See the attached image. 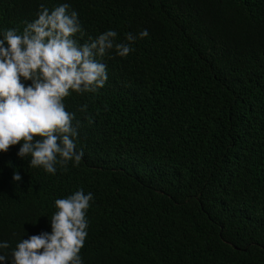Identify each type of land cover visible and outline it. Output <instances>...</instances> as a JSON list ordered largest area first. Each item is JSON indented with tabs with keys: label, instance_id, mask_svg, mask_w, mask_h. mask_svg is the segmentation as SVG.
Here are the masks:
<instances>
[{
	"label": "trees",
	"instance_id": "1",
	"mask_svg": "<svg viewBox=\"0 0 264 264\" xmlns=\"http://www.w3.org/2000/svg\"><path fill=\"white\" fill-rule=\"evenodd\" d=\"M62 4L79 45L149 35L97 57L102 88L63 99L79 164L49 174L19 143L0 152V264L81 189L82 264H264V0H0V40Z\"/></svg>",
	"mask_w": 264,
	"mask_h": 264
},
{
	"label": "clouds",
	"instance_id": "2",
	"mask_svg": "<svg viewBox=\"0 0 264 264\" xmlns=\"http://www.w3.org/2000/svg\"><path fill=\"white\" fill-rule=\"evenodd\" d=\"M68 9V4H62L49 12L42 6L22 34L9 29L0 40V152L19 143L17 156H30L31 167H42L49 174H55L57 164H79L83 157L82 150L75 151L77 127L63 99L70 90L95 93L102 88L107 69L97 57L113 49L126 57L137 38L149 35L146 29L138 37L127 33L126 42L116 43L117 32L108 30L79 45L72 38L81 31L78 14ZM21 78L31 84L26 87ZM12 179L20 181L21 176L14 172ZM92 199V193L82 189L57 199L51 232L21 239L11 264H82L79 253L87 236L86 212ZM8 247L7 242L0 243V248ZM5 261L8 257L0 255V262Z\"/></svg>",
	"mask_w": 264,
	"mask_h": 264
}]
</instances>
